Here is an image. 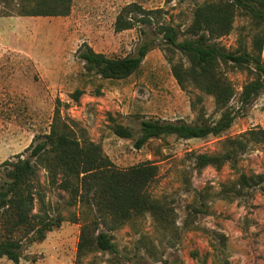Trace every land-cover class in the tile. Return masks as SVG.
Returning <instances> with one entry per match:
<instances>
[{
    "label": "rangeland",
    "instance_id": "1",
    "mask_svg": "<svg viewBox=\"0 0 264 264\" xmlns=\"http://www.w3.org/2000/svg\"><path fill=\"white\" fill-rule=\"evenodd\" d=\"M207 1L218 0H74L68 16L14 15L12 20H0V184L6 174L2 163L16 160L18 154L27 157L31 150L26 149L49 131L59 107L102 145L118 168L155 162L159 173L149 190L174 210L175 220L165 230L146 214L112 230L120 260L100 251L78 259L81 227L95 212L76 202L39 167L38 188L46 210L62 222L36 241L30 240L36 232L28 237L17 233L24 243L19 264L35 260L38 264H264V191L235 188L240 171L264 172V143H250L237 169L226 163L220 169L208 165L198 170L194 161L196 153L221 151L225 137L264 128V89L246 107L239 99L243 85L254 78L252 72L225 67L237 90L231 106L238 116L221 137L168 136L140 149L134 146L143 118L195 121L197 110L191 100L196 92L178 85L167 56L177 61L179 53L168 48L159 29L161 24L172 25L183 39L195 7ZM134 3L148 11L151 23L138 22L134 28L116 31L117 17ZM5 10L8 4L0 3V15ZM251 34L250 18L241 13L231 33L218 42L234 50L241 35L250 44ZM144 43L152 48L141 68L125 79L87 72L78 57L84 44L110 57H122L136 53ZM77 89L85 93L75 101L72 95ZM203 104L210 119L218 117L212 96L205 95ZM114 122L130 127L134 137L117 135ZM39 210L36 199L35 212ZM0 264L16 263L3 257Z\"/></svg>",
    "mask_w": 264,
    "mask_h": 264
},
{
    "label": "trees",
    "instance_id": "2",
    "mask_svg": "<svg viewBox=\"0 0 264 264\" xmlns=\"http://www.w3.org/2000/svg\"><path fill=\"white\" fill-rule=\"evenodd\" d=\"M73 1L0 0V3L8 4V10L1 15L68 16ZM241 13L251 21V43L248 44L241 35L238 47L229 50L218 39L231 33L235 19ZM148 14L138 4L126 6L117 17L115 30L134 28L138 22L151 23ZM159 32L168 48L179 53L177 61L173 55L167 57L180 88L196 92L191 106L197 110V117L194 122L143 118L134 146L140 149L154 139L168 136L179 139L221 137L238 116L231 106L237 90L225 67L232 66L254 74V78L242 87L239 99L243 107L264 89V0L207 1L195 7L183 39L172 25L161 24ZM151 48V43H144L134 54L110 57L84 44L78 49V57L87 72L106 79H125L141 68ZM84 93V90L77 89L73 99L78 101ZM205 95L214 99L218 115L214 120L206 114ZM113 131L123 138L134 137L133 130L121 123L114 122ZM250 143H264V128L249 129L237 137H225L221 151L194 154L195 166L198 170L208 165L220 169L229 163L237 169ZM26 150H31L27 157L18 154L16 160L2 163L6 174L0 184V258L6 257L19 264L24 243L22 237L17 238V233L25 232L28 237L36 232L38 235L30 239L36 241L44 239L48 231L61 225L62 218L50 217L46 210L45 199L38 188L39 167L45 168L51 181L67 191L76 202L82 201L95 212L96 216H89L81 227L78 259L100 251L111 253L120 260V250L111 231L143 215L150 214L165 230L175 222L174 210L149 190L159 173L155 162L148 160L128 169L118 168L102 145L92 141L86 130L66 118L59 107L54 111L49 131L39 135L36 143ZM257 187L264 191V172L251 175L239 172L235 181L239 192H250ZM36 199L40 203L38 212H35ZM32 264L38 263L35 260Z\"/></svg>",
    "mask_w": 264,
    "mask_h": 264
},
{
    "label": "crops",
    "instance_id": "3",
    "mask_svg": "<svg viewBox=\"0 0 264 264\" xmlns=\"http://www.w3.org/2000/svg\"><path fill=\"white\" fill-rule=\"evenodd\" d=\"M15 18V16H2V15H0V20H2V19H10V20H12V19H14ZM0 38H1V31H0ZM2 46V41H1V39H0V47Z\"/></svg>",
    "mask_w": 264,
    "mask_h": 264
}]
</instances>
